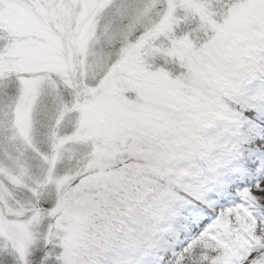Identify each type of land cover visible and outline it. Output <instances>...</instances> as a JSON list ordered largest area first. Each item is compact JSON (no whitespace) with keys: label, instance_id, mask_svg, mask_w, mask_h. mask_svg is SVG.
<instances>
[{"label":"snow or ice","instance_id":"snow-or-ice-1","mask_svg":"<svg viewBox=\"0 0 264 264\" xmlns=\"http://www.w3.org/2000/svg\"><path fill=\"white\" fill-rule=\"evenodd\" d=\"M0 264H264V0H0Z\"/></svg>","mask_w":264,"mask_h":264}]
</instances>
